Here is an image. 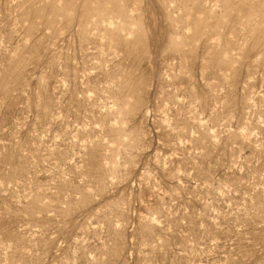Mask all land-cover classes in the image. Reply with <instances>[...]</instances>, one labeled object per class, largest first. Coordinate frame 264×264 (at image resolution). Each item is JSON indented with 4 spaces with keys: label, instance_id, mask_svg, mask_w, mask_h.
I'll use <instances>...</instances> for the list:
<instances>
[{
    "label": "rangeland",
    "instance_id": "obj_1",
    "mask_svg": "<svg viewBox=\"0 0 264 264\" xmlns=\"http://www.w3.org/2000/svg\"><path fill=\"white\" fill-rule=\"evenodd\" d=\"M0 264H264V0H0Z\"/></svg>",
    "mask_w": 264,
    "mask_h": 264
}]
</instances>
